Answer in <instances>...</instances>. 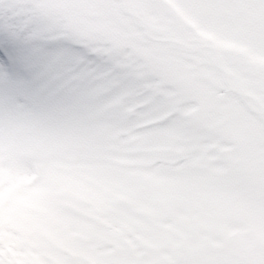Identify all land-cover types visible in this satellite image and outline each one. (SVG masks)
<instances>
[{
	"label": "snow or ice",
	"instance_id": "6c2138e0",
	"mask_svg": "<svg viewBox=\"0 0 264 264\" xmlns=\"http://www.w3.org/2000/svg\"><path fill=\"white\" fill-rule=\"evenodd\" d=\"M225 66L256 94L251 223L191 86L233 101ZM0 264H264V0H0Z\"/></svg>",
	"mask_w": 264,
	"mask_h": 264
},
{
	"label": "rangeland",
	"instance_id": "374dc122",
	"mask_svg": "<svg viewBox=\"0 0 264 264\" xmlns=\"http://www.w3.org/2000/svg\"><path fill=\"white\" fill-rule=\"evenodd\" d=\"M226 47H230V45H226ZM167 67L169 71H178L177 65L174 62H168ZM233 73L240 78L241 83L247 91L255 94L249 80L241 78L235 72ZM221 79H223L221 74L208 73L192 80L191 86L205 98L206 110L204 112V119L212 125L213 130L217 134L234 141L236 144L239 153V190L236 194L235 203L240 209L237 220L240 223H251L255 199L256 117L236 97L231 102H221L214 91L215 84ZM20 184V181L14 180L12 182L13 190L19 189ZM26 203V196L22 192H18L15 196V204L17 206H24ZM16 218L17 209L13 207L7 210L2 219L4 222L12 224Z\"/></svg>",
	"mask_w": 264,
	"mask_h": 264
},
{
	"label": "bare ground",
	"instance_id": "6f19581e",
	"mask_svg": "<svg viewBox=\"0 0 264 264\" xmlns=\"http://www.w3.org/2000/svg\"><path fill=\"white\" fill-rule=\"evenodd\" d=\"M231 80H229V84L237 91L241 92V93H246V90L243 88H241V84L240 82L234 77L231 75ZM236 79V80H235ZM249 103V106L250 108H253L252 106V103L248 102Z\"/></svg>",
	"mask_w": 264,
	"mask_h": 264
}]
</instances>
